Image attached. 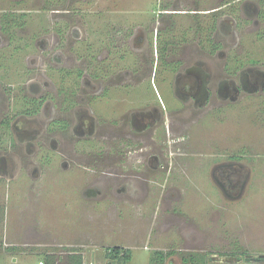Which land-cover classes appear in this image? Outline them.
Returning <instances> with one entry per match:
<instances>
[{"label": "flooded vegetation", "instance_id": "flooded-vegetation-1", "mask_svg": "<svg viewBox=\"0 0 264 264\" xmlns=\"http://www.w3.org/2000/svg\"><path fill=\"white\" fill-rule=\"evenodd\" d=\"M30 2L38 1L0 0V193L24 181L19 193H45L58 168L96 211L109 213V200L115 211L148 215L150 241L176 232L183 249L153 246L152 264L244 262L242 250L206 243L178 204L191 162L226 199L246 193L251 169L242 157L222 159L207 137L216 118L264 97V0H210L207 10L200 0H157L130 23L71 7L81 0L44 1V19L22 8ZM4 254L18 261L16 245ZM37 254L86 263L76 250Z\"/></svg>", "mask_w": 264, "mask_h": 264}, {"label": "rangeland", "instance_id": "rangeland-1", "mask_svg": "<svg viewBox=\"0 0 264 264\" xmlns=\"http://www.w3.org/2000/svg\"><path fill=\"white\" fill-rule=\"evenodd\" d=\"M37 1L35 6L30 2L22 8L30 10L32 14L35 11L45 19L51 6H43L47 0ZM81 1L80 4H71V7L80 8L90 16L97 12H113L123 23H130L129 20H134L132 16L136 14L146 13L149 8L147 3L157 2ZM186 2L189 0H183V3ZM200 8L207 10L213 7L210 0H200ZM141 20L143 18H135L136 22ZM164 101L169 106L176 104L172 94L167 91ZM226 116L225 119V115H221L211 123L207 138L214 143L215 152L222 154V159L229 155L234 159L242 157L251 169V181L246 193L239 201L226 199L213 187L207 174L202 169L195 170L191 162L188 167L190 175L181 178L182 189L188 193H182L186 199L178 205L183 206L188 222L194 218L198 224L197 231L207 237L206 243L215 240L216 250H242L252 256H264V97L244 100ZM208 140L204 138V141ZM57 169L45 193H19L24 192L25 181L16 186L17 191L11 186L12 189L6 193H0V264H38L43 256L31 254L51 251L64 257L73 250L85 256L86 264L108 263L106 250L116 246L125 249L120 254L126 253L128 259L116 258L110 260L111 264H152L155 247L167 251L181 248L182 239L177 237L174 230L159 235L154 242L150 241L147 237L149 216L140 215L132 208L130 210L120 205L115 211L108 200L104 205L105 209L111 207L109 213L105 210L100 213V209L96 211L93 209L95 202L83 199L81 193H75V177ZM193 181L200 187V193H193ZM180 183H176L179 188ZM193 194L198 196L196 203L190 200ZM195 206L198 207L196 210ZM140 216H144L145 220L137 219ZM15 245L19 253L15 255L18 258L16 263L10 259L11 255L4 254L5 248ZM174 259L180 264L179 256ZM60 264L68 263L61 259Z\"/></svg>", "mask_w": 264, "mask_h": 264}, {"label": "trees", "instance_id": "trees-1", "mask_svg": "<svg viewBox=\"0 0 264 264\" xmlns=\"http://www.w3.org/2000/svg\"><path fill=\"white\" fill-rule=\"evenodd\" d=\"M121 250L119 248H114V249H110V251H108L106 258L108 259V262H110V260L116 259V258H121L124 260L128 259V255L126 253L124 254H120ZM121 255V256H120ZM247 258H244V262H264V257L262 256H251L249 254H247ZM163 260H161V262H164V258H161ZM60 258L53 256V255H45L43 256V262L44 264H60ZM68 264H85L83 257L81 255H71L68 257V259H66ZM153 261L156 262V259L154 258ZM186 264H208L207 261H198L196 258L189 259V260H185ZM111 264V262H110Z\"/></svg>", "mask_w": 264, "mask_h": 264}, {"label": "water", "instance_id": "water-1", "mask_svg": "<svg viewBox=\"0 0 264 264\" xmlns=\"http://www.w3.org/2000/svg\"><path fill=\"white\" fill-rule=\"evenodd\" d=\"M222 262H226L228 264H258V263H254V262H242L241 260H237L236 258H226V259H222Z\"/></svg>", "mask_w": 264, "mask_h": 264}, {"label": "built area", "instance_id": "built-area-1", "mask_svg": "<svg viewBox=\"0 0 264 264\" xmlns=\"http://www.w3.org/2000/svg\"><path fill=\"white\" fill-rule=\"evenodd\" d=\"M38 264H44L43 260L42 261H39ZM89 264H108V263H96V262H92V263H89Z\"/></svg>", "mask_w": 264, "mask_h": 264}, {"label": "crops", "instance_id": "crops-1", "mask_svg": "<svg viewBox=\"0 0 264 264\" xmlns=\"http://www.w3.org/2000/svg\"><path fill=\"white\" fill-rule=\"evenodd\" d=\"M86 264V263H85Z\"/></svg>", "mask_w": 264, "mask_h": 264}]
</instances>
